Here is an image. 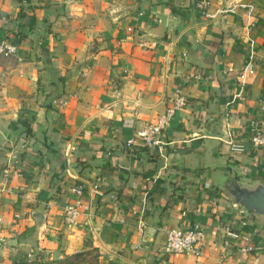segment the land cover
I'll return each mask as SVG.
<instances>
[{
	"label": "crops",
	"instance_id": "crops-1",
	"mask_svg": "<svg viewBox=\"0 0 264 264\" xmlns=\"http://www.w3.org/2000/svg\"><path fill=\"white\" fill-rule=\"evenodd\" d=\"M193 2L0 0V42L19 37L0 57V263L95 249L102 264H264V250L221 230L264 238L222 189L264 184V149L248 143L249 120L264 129V0H208L202 14ZM177 94L164 158L124 149ZM19 119L28 132L7 126ZM76 184L86 214L60 226ZM190 222L204 230L200 254L162 255L164 232Z\"/></svg>",
	"mask_w": 264,
	"mask_h": 264
},
{
	"label": "built area",
	"instance_id": "built-area-1",
	"mask_svg": "<svg viewBox=\"0 0 264 264\" xmlns=\"http://www.w3.org/2000/svg\"><path fill=\"white\" fill-rule=\"evenodd\" d=\"M208 6V0H196L193 3L195 10L202 14ZM15 52V45L2 40L0 42V57H6ZM185 103L184 98L181 95H175L168 106L164 110L155 115L154 119L141 128L134 131L125 141L124 149L127 150L130 146L138 142L142 147L149 149L154 154H157L162 159L164 158L163 146L167 143L161 138L164 126L168 122L169 118L173 115L175 110L181 108ZM249 135L248 143L250 147L254 149H264V129L262 120L260 118H253L248 122ZM225 132V131H224ZM225 134L224 140L230 151L242 152L243 146L240 143L233 142L229 136ZM108 154V151L105 152ZM122 169V166H116ZM5 173V172H3ZM5 179H0V191L4 190ZM95 186H91V190L94 192ZM71 195V199L65 202L57 210V221L60 226L69 227L75 224L76 219L81 214H86L83 210V204L81 197L83 190L81 185L76 184L69 188L68 191ZM243 212V210H240ZM180 216H185L186 212L181 211ZM16 217V216H14ZM222 235L228 239H241L245 241V245L241 248L242 251L250 252L264 250V247L254 246L244 236H239L235 231L231 230L229 222L224 221L221 226ZM204 230L198 222H190L185 226L169 228L164 232L163 240L159 251L162 255H174V254H189L192 256H198L201 252V245L203 241Z\"/></svg>",
	"mask_w": 264,
	"mask_h": 264
},
{
	"label": "water",
	"instance_id": "water-1",
	"mask_svg": "<svg viewBox=\"0 0 264 264\" xmlns=\"http://www.w3.org/2000/svg\"><path fill=\"white\" fill-rule=\"evenodd\" d=\"M224 130L216 137L225 138ZM222 189L233 206L239 207L244 212L259 217L264 223V184L254 182L252 184H243L234 179L227 180L222 184ZM36 224L41 221V214L34 213ZM150 229L145 227L144 238L150 237Z\"/></svg>",
	"mask_w": 264,
	"mask_h": 264
},
{
	"label": "rangeland",
	"instance_id": "rangeland-1",
	"mask_svg": "<svg viewBox=\"0 0 264 264\" xmlns=\"http://www.w3.org/2000/svg\"><path fill=\"white\" fill-rule=\"evenodd\" d=\"M9 56V55H8ZM53 80L55 82V86L57 88L61 87V78L57 75H53ZM58 90V89H57ZM47 91V88H46ZM50 94L47 93V96ZM46 96V95H45ZM240 209L239 207H237ZM252 216V215H249ZM40 260L41 262H44V264H102L101 260H97V251L95 249H87L83 251H78L71 253L67 256H61L59 258H55L54 255H50L48 253H40ZM25 256V260H23L26 264H31L34 262L35 256ZM12 263V262H10ZM0 264H9V263H0Z\"/></svg>",
	"mask_w": 264,
	"mask_h": 264
},
{
	"label": "trees",
	"instance_id": "trees-1",
	"mask_svg": "<svg viewBox=\"0 0 264 264\" xmlns=\"http://www.w3.org/2000/svg\"><path fill=\"white\" fill-rule=\"evenodd\" d=\"M196 1V0H194ZM194 3V2H193ZM32 23V19L30 18L29 20V26ZM1 33V30H0ZM7 42L12 43V44H17L19 42V37H16V35L14 33H11V37L6 39ZM15 124H18L19 126H21L25 132H28L29 129L27 127V123L25 122L24 119H19L15 122H9L8 123V127H14ZM250 241L254 246H261L264 247V238H261L260 236H257L255 234H251L250 235ZM251 253H253L254 251H250ZM39 253H35L33 256H35L34 258V262L31 264H44V262H41L40 260V255H38ZM9 264H26L23 260H16L15 262L9 263Z\"/></svg>",
	"mask_w": 264,
	"mask_h": 264
}]
</instances>
